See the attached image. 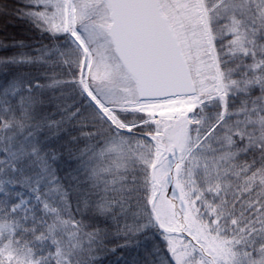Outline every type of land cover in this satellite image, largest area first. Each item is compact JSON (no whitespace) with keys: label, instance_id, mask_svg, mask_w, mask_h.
Masks as SVG:
<instances>
[{"label":"snow or ice","instance_id":"obj_1","mask_svg":"<svg viewBox=\"0 0 264 264\" xmlns=\"http://www.w3.org/2000/svg\"><path fill=\"white\" fill-rule=\"evenodd\" d=\"M5 16L0 264H264V0Z\"/></svg>","mask_w":264,"mask_h":264},{"label":"trees","instance_id":"obj_2","mask_svg":"<svg viewBox=\"0 0 264 264\" xmlns=\"http://www.w3.org/2000/svg\"><path fill=\"white\" fill-rule=\"evenodd\" d=\"M9 7L15 6V0H7ZM36 35L30 26L21 20H17L11 16L0 17V41L11 44L13 41L23 40L25 43L31 44L36 42ZM47 41H45L46 43ZM15 49L9 48L7 51L0 49V57L11 55ZM122 253L118 252L117 256ZM115 257H113L114 259Z\"/></svg>","mask_w":264,"mask_h":264},{"label":"rangeland","instance_id":"obj_3","mask_svg":"<svg viewBox=\"0 0 264 264\" xmlns=\"http://www.w3.org/2000/svg\"><path fill=\"white\" fill-rule=\"evenodd\" d=\"M167 196H171V190H169L168 192H167Z\"/></svg>","mask_w":264,"mask_h":264}]
</instances>
